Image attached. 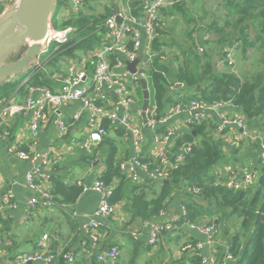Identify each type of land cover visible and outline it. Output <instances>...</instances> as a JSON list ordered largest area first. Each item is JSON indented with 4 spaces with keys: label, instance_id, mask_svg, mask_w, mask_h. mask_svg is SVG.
Listing matches in <instances>:
<instances>
[{
    "label": "trees",
    "instance_id": "16d2710c",
    "mask_svg": "<svg viewBox=\"0 0 264 264\" xmlns=\"http://www.w3.org/2000/svg\"><path fill=\"white\" fill-rule=\"evenodd\" d=\"M57 1L58 6L52 20L53 28L58 26L57 10L61 11V8L66 5L65 0ZM134 4L135 6L140 5L141 0H135ZM220 4L231 20H226L223 25L212 22L206 34L216 35L222 43L233 38V42H227V46L222 47L220 51V60L223 61L225 60V49L228 47L235 46V52L238 46H241L243 59H246L244 57L248 50L246 48L256 49L260 57L252 72L241 76L239 69H233L227 63L223 70H219L217 68L218 58L212 53L204 50L203 54H198L197 48L194 50L198 44L193 37H191L192 43L189 47L177 45V39L168 41L167 31L164 30L166 25L160 21L150 44L152 60L144 71L152 94L153 103L149 110L154 112V118L158 121L169 113V107H181L182 110H186L191 102L206 106L218 104L232 106L240 112L246 128L257 130L264 141V0H220ZM85 7V10L77 14L64 15L60 19L64 29L74 28L81 39L77 36L67 46L60 48L45 66L49 65L50 69H53L59 64L60 56L68 61L76 60L79 58L78 53L97 49L99 37L101 38L99 32L102 30L101 26L105 17L101 15L95 17L88 8L89 4ZM182 8L183 4H175L163 8L162 13L169 18L172 15L171 10L180 11ZM142 10V7L139 8L136 15L140 16ZM109 12L110 10L107 11V15ZM229 27L233 34L226 36V28ZM173 46H175L176 53H171L169 50L174 48ZM170 62L175 67L174 75L168 65ZM44 75V71L39 70L31 81L23 85L19 93L25 92L26 95V87L31 84L45 85ZM13 80L16 79L12 78L0 85V100L8 97L11 91L19 87L20 84L11 86V81L14 83ZM135 82L138 85L137 81ZM176 84L182 86L176 88ZM142 129L143 132L146 130L143 126ZM171 132H174L173 144L176 151L181 150L185 145H190L192 150L182 162H176L174 159L169 162L167 184L163 181L148 180L143 186L133 187L132 195L128 197L127 202L130 218L123 222L124 228L135 222L154 224L159 217L167 213L174 200H180L186 208V215L181 219L193 224L201 223L204 226H212L217 220L218 223L215 226L217 231L212 241L216 242L218 237L222 236V240L219 241L227 244V249L220 248L219 245L212 246L211 250L218 258L216 264H232L234 261H238V264H264V166L260 168L257 181L252 186L241 190L229 189L222 178L210 175L212 168L224 157L221 143L214 138L212 127L202 120L198 124L189 126L188 131L178 132L176 129L168 128L160 135L166 136ZM156 134H159L158 129H156ZM92 156L85 159L94 162L95 154ZM105 157L106 169L101 174V181L113 190L111 202L119 204L127 198L125 197L126 184L131 182V179L125 170L120 169L122 160L119 159L116 149L110 148ZM50 182L52 188L49 194L53 204L56 206L75 205L82 193L81 187L67 186L56 177L50 178ZM232 215H236L238 222L235 224L234 233L231 234L229 223L235 220L229 217ZM111 223L113 224V221ZM107 226L99 229L100 238L107 231ZM109 226L113 225L109 224ZM170 233L162 230L158 241L162 243V238L165 241H171L173 234ZM228 235L230 236L225 242L223 239ZM192 241L187 242L192 243ZM116 244L119 248L121 247L118 243ZM183 245L185 242L181 244L179 251ZM141 247L139 243L134 242L130 253L132 255L130 264L136 263ZM243 247L244 252L241 254ZM52 248L51 256L55 264H64L63 256L67 255L68 249L62 250L57 244H53ZM228 258L231 259L225 262ZM185 261L189 264H202L199 257L191 254L189 257H181L174 263L184 264Z\"/></svg>",
    "mask_w": 264,
    "mask_h": 264
},
{
    "label": "crops",
    "instance_id": "0c3cea01",
    "mask_svg": "<svg viewBox=\"0 0 264 264\" xmlns=\"http://www.w3.org/2000/svg\"><path fill=\"white\" fill-rule=\"evenodd\" d=\"M18 1L19 0H12L11 5ZM56 3L58 6L57 0ZM87 4H89L88 8L91 9V12L95 10V6L98 4L104 8L103 11H108L110 6L116 8V5H111L109 0H88L85 5ZM92 4H95V6ZM85 9L86 7L82 10ZM57 11L59 19H62L64 17V11ZM172 21L173 18H170L163 22L164 24H166V22L172 24ZM141 34L142 47L138 57L141 56V58H143L146 35L143 31H141ZM76 37L77 31L75 39ZM77 38L81 39L79 36ZM102 43L103 39L99 37V45L97 48H99ZM93 52L92 50H88L86 53H78L79 58L76 59V62L75 60L68 61L65 57L60 56L58 58L59 67L53 68L54 70L52 72L44 73V86L53 92L57 91L58 84L55 78L62 76L60 75L61 72H66L67 67L71 63H79V69L84 71L87 75L86 84L90 85L93 73V61L90 53L92 54ZM169 57L170 56H168V58ZM120 59L123 62V67L117 69L116 72H125L129 75L127 79L129 82L128 86L130 87L129 92L132 97L134 96L133 98L136 101V104L130 110V119L135 126L140 128L144 123L142 116L139 114L142 105L140 102L142 99L141 88L137 79L127 70L125 64L128 61H126L123 56H120ZM110 60H112V64H114V55L110 56ZM219 61L220 60H218V62ZM168 65L171 67L172 75H174V64L170 62ZM31 69L32 68L27 71L30 72ZM31 79L32 78H30L29 81H31ZM25 80L26 79H24V81ZM135 81H137L139 86ZM19 84V87L13 90V92L11 91L8 97H3L0 103L4 100L12 103H20L25 92L19 93L21 85L24 84V82L22 81ZM102 91L106 93L105 89ZM89 93L91 97L96 98V92L92 87ZM113 103L115 102L113 101ZM151 103H153L152 94ZM78 109L79 105L77 103L68 104L59 108L51 106L48 109V121L41 130L40 136L35 143V148L38 151L49 153L51 161L50 168L47 172L50 178L56 177L67 186H74L77 185V183H81L88 187L95 179H101V174L106 169L105 155L110 148L116 149L119 159L122 160L120 169H122L123 164H128L136 158H140L141 161L148 163L152 169L157 167L158 159L154 153L157 147L153 142L152 134L147 131V129L144 130V139L142 143L139 147H135L133 137L122 129L121 126L117 124L113 126L107 121H103L102 126L105 128V134L102 141L93 145L88 151L82 150L81 146L88 138L89 131L85 116L76 121L73 119ZM175 109L176 108L169 107V113ZM226 116L234 119H241L240 112L235 107L228 105L220 107V109L216 111H206L203 113V121H205L208 126L212 127L213 136L221 143L224 155L223 159L212 168L210 175H216L226 182L230 178L240 179L245 175L260 174V168L262 166L259 157L261 154V146L264 142L261 135H259L257 130H249L251 134L247 136L243 133L242 129L235 124L228 126L223 132L218 133L217 129L221 126L222 120ZM188 117L189 115L185 113L172 116L171 119L157 128L159 134H163L168 128L176 129L178 132L188 131L189 128L185 125V120ZM59 118H62L65 120L66 124H69L67 133L65 134H60L58 131L57 120ZM28 122V115L18 114L1 125V133L3 136L0 138V198L7 192H11L13 195V202L17 204V208L15 210L5 208L7 217L5 220L1 221L2 224H0V237L2 240L0 244V264H13V261L21 255L34 254L36 252V243L46 234L49 237V243H47L48 252L46 255L52 254V245L57 244L62 250L67 248L68 254L75 257L74 264H101L96 261L94 257L95 253L93 252L95 249L92 247L93 243L90 239V232L85 225L87 216H90L98 206L99 199L95 193L89 191L82 192L73 206H56L51 200V203L46 207L38 205L31 209L28 206L29 200L35 196V193L26 187V177L36 168L31 163L20 160L16 154L17 151L27 150L31 142ZM174 146L175 145L171 143L170 145L160 148L166 162H171L179 153L180 149L176 151ZM94 154L96 157L94 162L85 159ZM93 157L94 156H92V158ZM40 173L45 174L46 170L42 169ZM135 174L137 175V179L131 180V182L126 184L125 197L127 198H124V201L119 204H114L116 207L114 216L108 218L104 222L103 226L108 225V228L107 231L103 233L104 236L101 238V243L98 245V251H105L113 245V243H118L121 245L120 259H122V255H129L131 253L134 242H137L142 246L141 251L139 249V256L141 257L145 254V261L148 264H170L177 262L181 257H189L188 254H181L179 251V247L182 243H186L189 240L207 243L208 238L205 235L191 229L181 220L180 206L183 205L180 200H174L167 213L159 217L154 223H169L177 226L178 229L169 231L171 232L170 234H173V239L171 241H165L162 238V243L161 241L159 242L158 239L156 244H150V231L154 224H138L135 222L131 226L124 228L123 222L130 218L127 202L128 197L132 195L131 190L133 187L143 186L148 180H151L141 169L135 168ZM39 183L45 185L43 181ZM45 186L49 193V190L52 188V183L49 182L48 186ZM232 217L235 218L236 215H232L231 218ZM202 220L203 219H201V221ZM111 221H113V224ZM217 223V220H215L213 224L216 226ZM109 224L113 226H109ZM215 245H218L217 240L216 242L213 241V246ZM219 247L226 250L227 244L219 241ZM209 249L211 250V247ZM243 249L244 247L241 250V254L244 252ZM211 251L213 252V250ZM213 253L215 254V252ZM230 259L231 258H228L226 260ZM140 261H142V259H137L135 264H138ZM33 264H44V262L40 260ZM184 264H189V262L187 263L185 261ZM232 264H238V261H234Z\"/></svg>",
    "mask_w": 264,
    "mask_h": 264
},
{
    "label": "built area",
    "instance_id": "2783aa9c",
    "mask_svg": "<svg viewBox=\"0 0 264 264\" xmlns=\"http://www.w3.org/2000/svg\"><path fill=\"white\" fill-rule=\"evenodd\" d=\"M12 0H0V10L2 13L6 11ZM66 5L62 7L65 12L64 15L77 14L84 8L88 0H65ZM110 4L116 5V8L110 6L109 14L102 24V30L99 35L103 39V43L92 54L93 61L92 81L90 85L86 84L87 75L81 71L79 63H71L66 70L64 76L55 78L58 84L57 91H51L44 86L31 85L28 87L25 97L22 99L23 103H12L10 101H3L0 103V138H2L1 125L4 122L11 120L18 114L29 116V134L31 142L27 150L17 151V157L25 162H29L36 168L31 171L26 177V187L35 193L29 202L28 206L33 209L38 205L48 206L51 203L50 194L45 185L48 186L50 176L47 170L50 166V155L46 152L36 150L35 143L38 140L41 130L48 121L49 107H63L68 104L77 103L79 105L78 112L73 116V119L79 120L83 116L86 117L88 126V138L81 146L82 150L88 151L90 148L102 141L105 134V128L102 126L103 121H107L110 125L121 126L126 132L133 137L135 147H139L144 139V132L142 127L135 126L130 119V110L136 104L135 99L131 96L128 86L129 75L125 72L118 73L117 69L123 67V62L120 56L128 62H133L138 58L140 49L142 47L143 31L146 35L144 57L139 62L137 67L138 72L146 78L145 70L152 60L150 44L156 34V28L159 26L158 13L163 8L175 4L187 3L188 0H141V4L135 6V0H109ZM58 2V1H57ZM10 4V5H9ZM57 7V3H56ZM142 7L140 16L136 15L137 10ZM1 13V14H2ZM117 19L121 22L117 23ZM74 28H66L63 30H56L51 26L44 39L42 50L38 53L35 64L29 72L26 80L34 77V75L42 70L44 65L54 57V54L60 49L68 45L76 36ZM128 42V43H127ZM235 46L225 49V60H220L217 63L219 70L225 67L227 63L229 66L233 65V53ZM200 53L203 48L198 49ZM45 55V57H42ZM114 55V64L110 60V56ZM76 62V60H75ZM91 87L96 92V98L90 96ZM105 89L106 93L102 90ZM115 94L117 103H113L112 94ZM97 101L99 103H97ZM225 105L206 106L198 102H191L190 107L186 110L176 108L171 113H168L160 120H156L154 112L148 110L146 113L145 123L143 125L153 137V142L157 149L155 155L158 159L157 167L151 168L148 163L142 162L140 158H136L128 164L122 165V170L129 174L131 180H136L135 168L141 169L149 179L152 181H164L167 179V167H170L169 162L165 161V157L160 151L161 147L173 143L174 132L168 135L156 134V129L159 125L164 124L172 116L180 113L188 114L189 117L185 120V125L189 126L198 124L203 120V113L206 111H216ZM150 109V108H149ZM141 115V111L139 112ZM149 116V117H147ZM237 125L242 129L245 135L251 134L246 128L245 121L242 119H234L226 116L222 120L221 126L218 127L217 132H223L230 125ZM69 124L62 118L57 120V128L60 134L67 133ZM191 146L185 145L180 152L175 156L176 162H182L186 155L191 152ZM261 166H264V142L261 146V154L259 157ZM46 170L45 174H41L40 170ZM259 174L245 175L240 179L230 178L225 182L229 189L241 190L253 185ZM43 181L45 185L39 182ZM81 187L82 192H93L98 196L99 202L97 208L86 219V228L90 232V239L93 243V249H97L101 243V238L98 235L99 229L104 225V222L114 216L116 212L115 205L111 202L113 197V190L111 187L105 185L101 179H95L90 186L86 187L81 183H77ZM5 208L15 210L17 204L13 202V195L7 192L0 198V222L7 217ZM180 218L186 215V208L180 206ZM184 224L191 229L205 235L208 240L207 243L192 241L186 242L180 249L181 253H193L199 256L202 264H216V257L210 252V247L213 246L212 237L216 232V227L204 226L201 223L193 224L185 219H181ZM1 224V223H0ZM178 229L173 224H159L152 225L150 231V244H156L158 236L165 230L167 232ZM48 235H43L36 243V252L34 254H24L13 261V264H33L42 260L44 264H55L53 256L46 255L48 252L47 243H49ZM2 243L0 237V244ZM207 255L205 257L204 255ZM212 254V255H209ZM46 255V256H45ZM121 255V248L117 244L111 245L106 249L102 255L97 257V261L101 264H118ZM64 264H74L75 259L72 255L64 256Z\"/></svg>",
    "mask_w": 264,
    "mask_h": 264
},
{
    "label": "water",
    "instance_id": "95a60500",
    "mask_svg": "<svg viewBox=\"0 0 264 264\" xmlns=\"http://www.w3.org/2000/svg\"><path fill=\"white\" fill-rule=\"evenodd\" d=\"M56 0H19L0 15V85L21 77L35 64L48 28L55 16ZM121 21L117 19V23ZM141 56L126 62L128 72L137 79L142 92L141 116L145 123L151 105L147 79L137 69ZM25 84V83H24ZM21 85V88L23 85ZM176 84L175 87H181ZM113 101L117 103L115 94ZM165 184L168 180L163 181Z\"/></svg>",
    "mask_w": 264,
    "mask_h": 264
},
{
    "label": "rangeland",
    "instance_id": "374dc122",
    "mask_svg": "<svg viewBox=\"0 0 264 264\" xmlns=\"http://www.w3.org/2000/svg\"><path fill=\"white\" fill-rule=\"evenodd\" d=\"M92 5L95 6V4H92ZM103 10H104V8H102L101 5H99V4L96 5L95 10H93L94 16L98 17L99 15H101L102 17L107 18V16H108L107 11L106 10L103 11ZM61 11H63V10L61 9ZM171 12H172V15L169 18H166V16L163 15L162 11L160 13H158L157 16L159 17V20L161 22H163L164 20L167 21L168 19L173 18L174 22L172 21V24H170V22H166V24H167V25L165 24L166 29H164V30L167 31L168 40L173 41L174 39H177V45H179V46L189 47L192 43L191 37H193V40H196V42L198 44V46L194 48V50L197 48L196 51L198 54H203L204 50L209 51L210 53H212V55L214 57H216V58H218V60H220L219 54L221 53L220 51H221L222 47L227 46L226 45V44H228L227 42H229V43L233 42V38H231L232 40H229L227 42L222 43L221 39L219 37H217L216 35H214L212 33L206 34L207 28L212 22H215L219 25H223L226 20H228V21L231 20V18L228 17L227 12L224 10L222 4H220V0H188L187 3H183L182 10L179 11V10L174 9V10H171ZM57 19H58V21H57L58 26L54 27V29L63 30L64 26L62 24V21H60L61 18L59 19V15H57ZM69 28H71V27H69ZM226 29H227L226 30V36H230L233 34V32L231 31L232 29H230V27L226 28ZM204 37H205V39H204ZM253 37L254 36H252V38ZM205 42H207V43L205 44ZM173 47L174 48H171L169 50H171V53H176L177 51L175 49V46H173ZM200 47L203 48L202 53H200L198 51V49ZM241 49H242L241 46H238V49L233 53V65L231 68L239 69L238 71H240L241 76H243V75H247L250 72H252L254 65L256 64L257 60L260 57V53H258V51L256 49H254L253 47L252 48H246V49H248L247 53L244 55V57H246V59H243L242 54H241L242 53ZM42 57H45V55H42ZM59 65L60 64H58L56 67H59ZM42 70L44 71V73H47V72L53 71L54 69H50L49 65H46V66L44 65ZM28 72L29 71L25 72V74H22V76L19 78L15 77L14 79H16V80H13L14 83H12V81H11V86H13V85L18 86L19 83H21L22 81L24 82V79H26ZM64 73L65 72H61L60 75L64 76L66 74V73L65 74ZM31 85H28L27 88L33 87ZM44 87H46V86H44ZM139 100H140V98H139ZM4 101H7V100H4ZM140 102L142 103V99ZM21 103H23V102L21 101ZM49 168H50V166H49ZM229 217H231V216H229ZM234 219L235 220H233L229 223V233H231V234L234 233L233 230L235 229V224L238 222L236 217ZM127 220H129V218ZM229 236L230 235L225 236L223 240L226 242V240L228 239ZM218 238L219 239H217V243L219 245V240H222V236H220ZM114 244H116V243H113V245ZM105 248H106V245H105ZM97 249L93 252V253H95L94 257H95L96 261H97V257L102 255L104 252V251H98ZM210 252L213 255H215L212 251H210ZM186 254H188V255L191 254L192 256L199 257L196 254L189 253V252H186ZM212 254H209V255H212ZM67 255H68V253H67ZM204 256L207 257V255H204ZM120 257H121V255H120ZM131 258H132L131 254L122 255V259H119L120 262L118 261V264H123V263L124 264H130ZM145 258H146L145 254H143L141 257L139 256L138 260L142 259V261H140L138 264H148L145 261L146 260ZM74 259H75V257H74ZM217 262H218V258H216V263ZM225 262H227V260H225Z\"/></svg>",
    "mask_w": 264,
    "mask_h": 264
}]
</instances>
